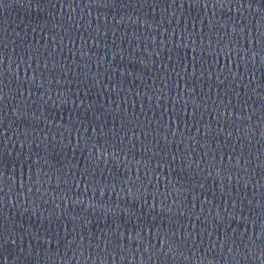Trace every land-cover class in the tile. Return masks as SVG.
<instances>
[{"label": "water", "instance_id": "water-1", "mask_svg": "<svg viewBox=\"0 0 264 264\" xmlns=\"http://www.w3.org/2000/svg\"><path fill=\"white\" fill-rule=\"evenodd\" d=\"M0 264H264V0H0Z\"/></svg>", "mask_w": 264, "mask_h": 264}, {"label": "snow or ice", "instance_id": "snow-or-ice-1", "mask_svg": "<svg viewBox=\"0 0 264 264\" xmlns=\"http://www.w3.org/2000/svg\"><path fill=\"white\" fill-rule=\"evenodd\" d=\"M195 58V57H194Z\"/></svg>", "mask_w": 264, "mask_h": 264}]
</instances>
